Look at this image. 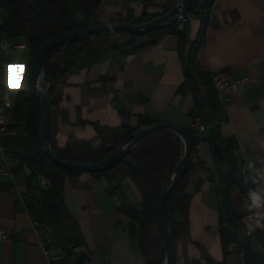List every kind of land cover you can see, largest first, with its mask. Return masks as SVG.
Listing matches in <instances>:
<instances>
[{"label":"crops","instance_id":"obj_1","mask_svg":"<svg viewBox=\"0 0 264 264\" xmlns=\"http://www.w3.org/2000/svg\"><path fill=\"white\" fill-rule=\"evenodd\" d=\"M150 2L146 10L153 13L175 0ZM142 9V0H102L97 16L109 20L127 10L137 16ZM3 16L0 9V23ZM199 26L200 20L188 14L182 39L165 34L133 53L80 58L50 93L51 140L62 146L72 136L98 147L105 140L103 128L134 125L143 115L191 130L192 117L201 115L200 104L212 91L210 72L258 76V82L232 90L224 103L213 88L223 115L219 131L236 141L232 153L247 196L235 185L228 192L222 188L227 163L216 161L208 141L198 142L189 171L187 223L175 242V264H240L242 251L250 264H264V232L244 238L240 222L255 199L264 205V0H213L200 43L193 49ZM125 37L115 33L110 39L121 42ZM145 39L137 37L136 43ZM30 60L22 37L0 34V84L27 91L32 85ZM106 144L111 141L106 139ZM26 176L17 169L0 173V229L8 232V238H0V264H56L51 258L64 249L37 225V210L27 206ZM113 184L88 172L65 180V202L84 238L79 252L86 253L84 264H144L138 225L120 210L142 209L139 191L126 177L109 194ZM224 233L231 238L225 245Z\"/></svg>","mask_w":264,"mask_h":264},{"label":"trees","instance_id":"obj_2","mask_svg":"<svg viewBox=\"0 0 264 264\" xmlns=\"http://www.w3.org/2000/svg\"><path fill=\"white\" fill-rule=\"evenodd\" d=\"M213 0H192L188 14L200 20L198 37L193 42V49L200 43L206 19ZM102 0H0V9L4 12L0 23V34L4 38L22 37L29 48L31 60L37 49L49 39L79 29L95 22L104 21L97 16ZM143 9L137 16L130 10L117 14L109 20L144 22L165 13L170 6L165 5L159 11L149 13L146 8L150 0H142ZM178 22L160 25L146 33L123 31H102L90 34L76 41L63 43L49 50L42 59L47 76L52 80L50 93L73 70L78 60L83 57L100 59L113 53H133L158 41L165 34H172L182 39V30ZM115 33L126 35L121 42H112L110 36ZM146 36L141 43L136 38ZM28 76H30V66ZM12 113L11 127L16 134L0 138V143L9 155L17 161L13 169L23 172V166L29 168L26 176L25 201L31 211L37 210L35 221L43 225L50 233L55 244L64 249V255L56 264H67L75 254V248L84 246V238L79 224L67 208L64 196V184L67 177L82 171H72L51 161L40 141L42 100L32 85L25 91L22 87L9 89ZM51 104V101H50ZM202 120L207 124V136L193 127H182L188 134L190 154L188 168L175 185L165 203V221L171 230L175 242L181 236L187 223L191 195L187 191L189 171L193 167V155L200 141H208L216 161L226 162L228 169L222 173V184L226 192L235 185L246 198L247 193L235 164L232 148L236 146L233 138H224L218 127L223 119L222 111L212 86L205 103L200 104ZM205 113H207L205 117ZM160 120L148 116H139L134 125L103 128L105 140L98 147L88 141L68 137L64 145L58 146L51 140L52 148L62 160L90 162L102 159L116 145L122 143L134 131ZM106 139L111 144H106ZM182 142L172 131L156 129L139 138L126 156L108 170L88 172L95 177H105L114 183L107 189L113 194L119 181L128 177L140 194L142 209L134 206L121 207L120 210L131 217L138 225V246L144 257V264H159L164 252L159 231L156 226V204L161 189L171 170L182 155ZM50 181L46 190L38 189V176ZM223 234V233H222ZM225 234V233H224ZM227 244L231 238L223 235Z\"/></svg>","mask_w":264,"mask_h":264},{"label":"water","instance_id":"obj_3","mask_svg":"<svg viewBox=\"0 0 264 264\" xmlns=\"http://www.w3.org/2000/svg\"><path fill=\"white\" fill-rule=\"evenodd\" d=\"M191 2L192 0H175L174 4L165 13L144 22L135 23L123 20H104L95 22L79 29L65 32L49 39L44 44H42L34 53L30 66L32 87L34 91L41 97L43 105L40 125V141L51 161L65 167L68 170L82 172H98L108 170L114 165L118 164L126 156L131 147L139 138L156 129L170 130L180 138L183 146L182 155L165 181L156 204V226L164 248V252L160 258L159 264H175L176 260L175 239L171 230L166 224L164 210L167 197L188 168L190 141L187 132L181 126L172 122L158 121L131 133L127 139L116 145L102 159L90 162H78L62 160L58 158L51 145V135L49 128L50 87L52 80L47 76L43 69L42 59L44 55L55 46L63 43L73 42L90 34L102 31H123L139 34L146 33L163 24L178 22L180 23V29L184 35L188 18V10ZM85 258L86 253L84 251H80L73 258L72 264H84Z\"/></svg>","mask_w":264,"mask_h":264},{"label":"built area","instance_id":"obj_4","mask_svg":"<svg viewBox=\"0 0 264 264\" xmlns=\"http://www.w3.org/2000/svg\"><path fill=\"white\" fill-rule=\"evenodd\" d=\"M1 47H6V44H1ZM210 81L213 85V88L217 92L218 99L221 103L230 100V93L232 90L244 84H253L259 81L258 76L251 74H242L239 76H231L227 71L219 69L210 72ZM11 107V98L9 95V89L0 84V138L5 136H13L16 134L14 128L11 127L12 123V113L10 111ZM191 126L201 132L206 136L208 131V125L205 124L202 120V117L199 113H196L192 117ZM236 146L232 148V152L236 151ZM17 164V161L13 159L9 153L6 151L5 147L0 143V173L8 174ZM23 171L26 175L29 174V168L23 166ZM50 187V181L42 176H38V189L46 190ZM244 217V225L242 226V235L244 238L253 237L256 231L264 232V205L260 202L259 199H255L252 203V206L249 210L242 213ZM0 238H8V232L5 229H0ZM47 242H43V248ZM228 248L233 251L232 244H228ZM80 248H75L74 252L77 254ZM72 256V259L67 264H72V260L75 256ZM64 253L56 254L51 259L57 261L62 258ZM240 264H250L246 258L245 251L239 253Z\"/></svg>","mask_w":264,"mask_h":264},{"label":"bare ground","instance_id":"obj_5","mask_svg":"<svg viewBox=\"0 0 264 264\" xmlns=\"http://www.w3.org/2000/svg\"><path fill=\"white\" fill-rule=\"evenodd\" d=\"M212 84V83H211ZM213 86V85H212ZM240 222L242 225H244V217L242 216V214L240 215Z\"/></svg>","mask_w":264,"mask_h":264},{"label":"rangeland","instance_id":"obj_6","mask_svg":"<svg viewBox=\"0 0 264 264\" xmlns=\"http://www.w3.org/2000/svg\"><path fill=\"white\" fill-rule=\"evenodd\" d=\"M111 40V39H110ZM112 41V40H111ZM112 42H115V41H112Z\"/></svg>","mask_w":264,"mask_h":264}]
</instances>
